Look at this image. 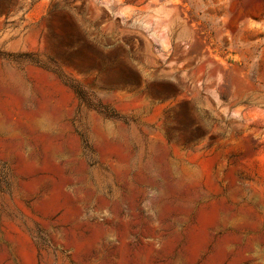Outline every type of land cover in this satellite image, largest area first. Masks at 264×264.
I'll return each mask as SVG.
<instances>
[{"label":"rangeland","instance_id":"obj_1","mask_svg":"<svg viewBox=\"0 0 264 264\" xmlns=\"http://www.w3.org/2000/svg\"><path fill=\"white\" fill-rule=\"evenodd\" d=\"M0 264H264V0H0Z\"/></svg>","mask_w":264,"mask_h":264}]
</instances>
